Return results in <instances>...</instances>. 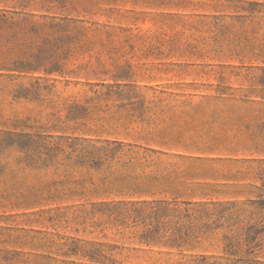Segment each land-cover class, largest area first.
<instances>
[{
	"label": "rangeland",
	"instance_id": "1",
	"mask_svg": "<svg viewBox=\"0 0 264 264\" xmlns=\"http://www.w3.org/2000/svg\"><path fill=\"white\" fill-rule=\"evenodd\" d=\"M0 20V264H96L62 255L71 241L114 264H264V0H0ZM17 59L41 69L7 70ZM114 140L149 150L132 173L163 177L104 190L124 168L78 155ZM48 147L55 162L38 163ZM154 199L178 211L150 240L66 208ZM58 205L56 225L38 215Z\"/></svg>",
	"mask_w": 264,
	"mask_h": 264
},
{
	"label": "trees",
	"instance_id": "2",
	"mask_svg": "<svg viewBox=\"0 0 264 264\" xmlns=\"http://www.w3.org/2000/svg\"><path fill=\"white\" fill-rule=\"evenodd\" d=\"M258 5L257 3H254ZM5 20H0V26L5 24ZM12 68L7 70H15V71H31V70H40V64H36L31 62L30 60L17 59L12 61ZM0 69H4L1 67ZM56 69L55 71H57ZM264 71V70H263ZM51 72V71H46ZM260 85L262 89L260 90L262 97L264 98V78L261 77L259 79ZM136 144L134 143H123L121 141H103L100 144L96 143H87L83 146L84 153L78 155L79 161L81 164L89 165L90 167L95 166L98 167L100 165L107 166H119L124 171H120L118 174L110 173L106 176H102L99 178L98 185L103 186L104 190H107L109 185H118L121 188L130 189L133 192H144L146 191L147 184H151L153 181H157L160 179L161 175L155 174H136L132 173L129 169L132 166H135L140 163L142 159H145L146 156L150 153L149 150L139 151L134 149ZM58 150V148L48 147L46 152H43L44 157L40 159L38 158V163L43 164L47 163L50 160L55 162L56 154L54 151ZM152 151V150H150ZM142 152V154H140ZM73 183L77 185L81 190H85L86 183L95 184L93 181V177H82L76 180H69L65 178L60 182L54 181L52 185H63L65 183ZM95 190V187L93 188ZM83 193V192H79ZM63 200L62 197L59 196H50L46 199H37L34 200L36 204H59ZM74 201H84V203L89 200H74ZM177 206L176 202H168L165 200H102L97 203L91 202L89 207H84L83 205L72 204L67 206V209L72 208L76 217L82 216L83 220L87 218L89 215H95L97 213L107 215V220L112 224H126L130 219L131 222L137 224L139 222L147 225L148 227L145 229V233L143 235V239L150 240L152 237V224L156 222L159 224L161 221L159 220L165 213H171V216H175L177 214ZM61 206H56L53 208H49L46 210H40L38 212L40 217H43L45 213H49L47 216V221L51 222L52 225L61 219L65 212L61 211ZM56 220V221H55ZM53 221L55 223H53ZM167 240L176 244V242H180L181 236L176 232H171L167 237ZM228 245H232L231 242ZM63 246H66V249L61 254L64 256H69L68 254H80L85 256L92 261V263L96 264H114L115 260L111 257V255L106 254V248L104 244H99L94 246L92 244H80L77 241H71L70 243L62 242L59 244V249Z\"/></svg>",
	"mask_w": 264,
	"mask_h": 264
}]
</instances>
